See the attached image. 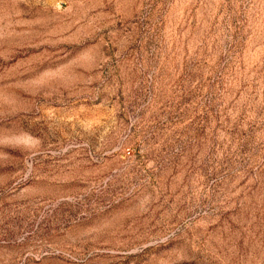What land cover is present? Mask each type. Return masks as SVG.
I'll list each match as a JSON object with an SVG mask.
<instances>
[{"label": "rangeland", "instance_id": "rangeland-1", "mask_svg": "<svg viewBox=\"0 0 264 264\" xmlns=\"http://www.w3.org/2000/svg\"><path fill=\"white\" fill-rule=\"evenodd\" d=\"M0 264H264V0H0Z\"/></svg>", "mask_w": 264, "mask_h": 264}]
</instances>
